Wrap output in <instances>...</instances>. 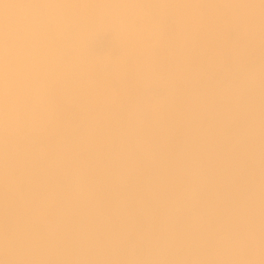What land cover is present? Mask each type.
Segmentation results:
<instances>
[{
    "label": "rangeland",
    "instance_id": "374dc122",
    "mask_svg": "<svg viewBox=\"0 0 264 264\" xmlns=\"http://www.w3.org/2000/svg\"><path fill=\"white\" fill-rule=\"evenodd\" d=\"M0 264H264V0H0Z\"/></svg>",
    "mask_w": 264,
    "mask_h": 264
}]
</instances>
